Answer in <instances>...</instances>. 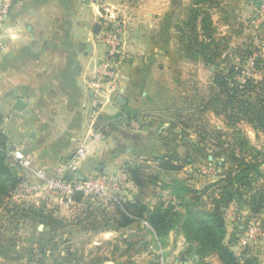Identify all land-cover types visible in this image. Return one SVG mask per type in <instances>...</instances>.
Here are the masks:
<instances>
[{"label":"crops","instance_id":"crops-1","mask_svg":"<svg viewBox=\"0 0 264 264\" xmlns=\"http://www.w3.org/2000/svg\"><path fill=\"white\" fill-rule=\"evenodd\" d=\"M127 1L131 16L122 37L123 62L116 91L90 126L87 119L90 84L105 54L99 41V7L95 0H14L0 26V133L5 138L8 155L13 156L16 151L24 155L21 163L16 160L23 178L19 189L36 184L39 169L52 174L57 164L69 159L85 138L89 139L88 153L77 172L86 177L103 175L123 180L118 188L109 189L104 199H98L105 206L111 200L125 201L135 197L154 206L172 196L170 189L161 188L162 182L170 183L172 178L186 179L189 186L202 189L226 170L228 145H223L220 152L213 143H198L194 129L179 121L175 109L159 108L155 99L159 95L155 88L163 86L162 77L169 72L173 73L175 87L182 88L187 81L195 85L196 80L184 74L183 67L202 63L184 58L175 39V26L185 19L192 0ZM254 5L251 0H221L211 16L216 33L219 32L217 37L226 33L230 36L233 27L247 18L246 13L251 14ZM263 34L264 25L258 37ZM261 48L258 53L264 58V42ZM209 66H204L210 72L206 85L214 70ZM254 77L260 75L254 73ZM155 103L158 108L152 105ZM250 130L244 132L249 140L251 132L257 137V133ZM95 133H100V138H93ZM169 156L181 169L166 174L157 169V161ZM218 156H221L219 160ZM139 162L161 174V179L144 191L127 172L129 165ZM26 199L35 204L45 202L59 214L49 197L43 201L35 192ZM63 207L70 208L71 219H74L83 203L75 199V204ZM107 210L113 211L110 206ZM224 210L225 243L236 255L246 250L248 256L264 264V239L246 248L240 242L243 226L239 225L248 213L246 205L235 202ZM69 227L67 225L61 234L62 246L78 247L84 256H94V249L100 247V253L107 255L104 264L203 263L194 251L187 252L188 246L178 229L157 241L137 221L123 228L110 224L94 232L78 226L77 231ZM41 229L38 226L40 232ZM121 238L131 241L130 249L119 243ZM115 243L118 248L113 250ZM49 244L53 246L55 240ZM20 245L24 242L18 241L7 250ZM1 255L0 259L4 257ZM205 263L220 264L215 257L206 258Z\"/></svg>","mask_w":264,"mask_h":264},{"label":"trees","instance_id":"trees-1","mask_svg":"<svg viewBox=\"0 0 264 264\" xmlns=\"http://www.w3.org/2000/svg\"><path fill=\"white\" fill-rule=\"evenodd\" d=\"M220 2L192 0L185 19L175 26V39L183 57L190 62L201 61L203 66L210 65L214 69L206 89L196 87L193 95L183 96V104L175 107V115L184 126L194 129L198 143L212 142L220 152L223 145H228L224 162L228 163L226 170L202 189L189 186L186 179L172 178L170 183L162 182L161 188L170 189L172 196L154 206L143 203L140 197L111 200L107 206L99 200H85L80 213L67 224L70 229L77 231L78 226L94 232L110 224L123 228L135 221L139 224L145 221L150 228L142 224V229L157 241L164 240L173 229H178L188 246L187 252L194 251L202 264L209 257H215L220 264H260L256 257L248 256L246 250L236 255L225 243L224 208L235 202L246 205L248 213L239 226L245 227L251 219L259 220L264 226V58L259 55V48L254 42L230 46L227 37H216L211 16ZM260 40L264 42V34ZM225 50L228 52L222 57ZM254 53L251 76L240 84L235 77ZM254 73L260 77H254ZM208 111L221 117L227 131L214 129L213 133H209L201 127L202 114ZM240 123L248 124L257 135L262 136L260 147L251 144L239 127ZM173 161L171 156L161 157L157 161V169L166 174L179 171L181 166ZM221 167H224L223 164ZM19 169L18 162L8 155L5 138L0 133V221L2 216L16 221L15 230L22 222L23 226L27 224L33 228L42 224L49 234L46 240L49 242H32V248L25 256L26 263L104 264L107 255L100 253V247L94 249V256H84L78 247L64 248L56 240L53 246L49 244L67 227L64 219L56 214V209L48 207L45 202L37 205L30 202L11 204L14 191L20 188L23 181ZM127 172L141 191L161 179L158 171H152L142 162L129 165ZM75 199L81 201L80 195H76ZM108 206L112 213L107 210ZM6 231V228L0 231V251L18 242ZM119 243L126 245V249L131 248V241L127 238H121ZM117 244L113 250L118 248Z\"/></svg>","mask_w":264,"mask_h":264},{"label":"built area","instance_id":"built-area-1","mask_svg":"<svg viewBox=\"0 0 264 264\" xmlns=\"http://www.w3.org/2000/svg\"><path fill=\"white\" fill-rule=\"evenodd\" d=\"M257 15L252 22V29L259 32L264 25V0H257ZM99 7V41L105 48V54L99 61L95 74L91 80V100L87 119L93 126L101 109L109 101V97L116 91V83L119 68L123 61L122 37L127 27L124 8H130L129 1L121 0L116 3L109 0H95ZM14 0H0V26L7 18ZM128 14V11L126 10ZM2 43L0 41V49ZM256 53L247 59L243 69L235 79L243 84L247 77L251 76L253 62ZM100 133L93 134V138H100ZM89 139H83L81 145L74 150L71 157L57 164L52 174L45 169L36 171L38 182L33 185L23 186L21 194L23 198L31 196L35 192L43 201L53 196L63 206L75 204L76 195H80L81 201H94L104 199L109 189L118 188L123 180L103 175L84 176L78 178L75 174L80 163L87 157ZM21 151H16L12 156L19 163L24 159ZM19 194H17V197ZM38 204V203H37ZM36 204V205H37ZM147 228L149 225L142 221ZM42 225V224H41ZM43 226V225H42ZM241 245L246 248L249 244L264 239V228L257 219L251 220L243 227Z\"/></svg>","mask_w":264,"mask_h":264},{"label":"rangeland","instance_id":"rangeland-1","mask_svg":"<svg viewBox=\"0 0 264 264\" xmlns=\"http://www.w3.org/2000/svg\"><path fill=\"white\" fill-rule=\"evenodd\" d=\"M252 1L255 2V5L252 7L251 14H249V13L245 14V17H247L244 20L245 22L243 21V22H241L240 25L238 24L235 28L233 27V31L234 32L231 31L230 36H228L229 34L226 33V34L221 35L220 37H224V36L227 37L229 39L228 42H229L230 46H237V45H240V44H248L250 42H254V44L258 48H260V50L262 51L261 46H262L263 42L260 41V38L258 37L259 36L258 32H255L252 29L253 28L252 27V22H253V19L255 18L254 16L257 15L256 13H257V3H258V1L257 0H251V2ZM124 9H125L124 13L126 15V20L128 21V18H130V16H131V10H130L131 6L128 9L127 8H124ZM126 10L128 11V14L126 13ZM218 33L215 34L216 37H217ZM220 34H222V32ZM231 37H232V39H231ZM227 52H228L227 50L224 51V53H227ZM119 70H120V68H119ZM183 72H184V74H188V76H190L193 80L194 79L196 80L195 85H194V83H192L190 85L189 82L187 81V84H184L182 88L175 87L176 85H174V82L172 81L173 73L169 72L167 75L162 77L163 79L161 81L163 82V86L162 87H158L159 89L155 88V91L157 90V92H158L157 94H159V95H157L158 97L155 98L157 100V103L159 104V108H165L166 109L167 107H170L171 110H172V108L175 109L176 106L179 107L180 103L183 104V101H184L183 100V96L184 95H187V94L193 95L195 93L196 87L198 89H201V88L204 89V90L206 89V86H207L206 85L207 84V80L206 79H207V77H209L210 72H209V70L205 69L204 66L198 65V64H191V65H186V66L184 65ZM207 74H208V76H207ZM188 79H189V77H188ZM209 79L211 80V76H210ZM210 80H209V83H210ZM209 83H208V85H209ZM180 89L181 90L183 89V91H180ZM158 104L155 103V104H152V105L154 107L158 108ZM202 118H203V121L201 123V127L206 129L207 131H209V133L214 131V129H219L221 131H227V127L225 126V124L222 121L221 117L216 116L214 113L208 111V112L202 114ZM239 127L242 130H244L243 132L251 131L250 129L253 130V128L251 126H249L248 124H246V123H240ZM249 135H250V138H251L250 141H251L252 145H254L256 147H257V145L258 146L262 145V143H263L262 142V136L260 134L257 135V137H256L251 132ZM210 143L212 144V142H210ZM216 154H218V152H216ZM220 157L221 156H218L216 158L219 160ZM210 176L213 177L214 174H212V175L210 174ZM21 191H22V189H19V188L14 191V193L12 195V198H11V204H13V203L14 204H19V203H22V202H30V203L35 204L34 201H31V200L27 201V199L23 198L24 196L21 194ZM17 194H19V196L15 197V196H17ZM53 199H55L53 196L49 197V200H51L50 202L54 203L53 205L58 207V210H59L58 216L63 217L65 219L64 220V224L65 223L67 224V220L68 219L70 220L71 216H72V215H70V213H71L70 212V208L63 207V206H58L57 203L55 204V201ZM74 219H71V222ZM15 223H16V221L9 220V219H7V217L2 216V220L0 221V231L3 232V230L6 228L8 232L12 233L10 235L6 231L8 236H12V237L16 238L17 241H19L21 243L24 242V245H20L21 247L19 246L17 248H14L13 250L0 251V254H2L1 256L5 257V258L1 257L0 264H28V263H26L27 262V258L25 256H27L29 254L28 250L30 248H32L31 243L32 242L48 240L49 234H47L46 229H43V227H42V229H43L42 232H40L38 230V226L40 224L37 226V228H33V227H31V226H29L27 224L23 226L24 223L22 222V223H20L18 230H15V228H14V224ZM262 227L264 228V226H262ZM61 239H62L61 234H58L57 239H54V240H56V241H58V243H60ZM259 241L260 240H258L256 242H259ZM21 259H23V261H21Z\"/></svg>","mask_w":264,"mask_h":264},{"label":"water","instance_id":"water-1","mask_svg":"<svg viewBox=\"0 0 264 264\" xmlns=\"http://www.w3.org/2000/svg\"><path fill=\"white\" fill-rule=\"evenodd\" d=\"M119 102H124L123 100L119 99ZM18 104H20V101H18ZM21 105V104H20ZM78 178L83 179L84 176H82L79 172H76L75 174ZM43 226L40 224L39 228H42Z\"/></svg>","mask_w":264,"mask_h":264}]
</instances>
